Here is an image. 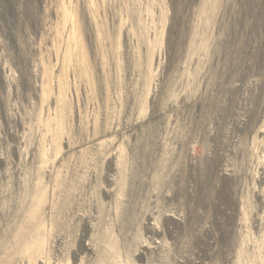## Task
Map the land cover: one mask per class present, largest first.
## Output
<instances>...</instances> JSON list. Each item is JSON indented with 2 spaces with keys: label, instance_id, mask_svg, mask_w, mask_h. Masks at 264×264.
Wrapping results in <instances>:
<instances>
[{
  "label": "rangeland",
  "instance_id": "obj_1",
  "mask_svg": "<svg viewBox=\"0 0 264 264\" xmlns=\"http://www.w3.org/2000/svg\"><path fill=\"white\" fill-rule=\"evenodd\" d=\"M0 264H264V0H0Z\"/></svg>",
  "mask_w": 264,
  "mask_h": 264
}]
</instances>
